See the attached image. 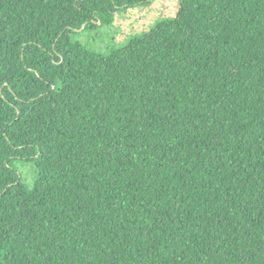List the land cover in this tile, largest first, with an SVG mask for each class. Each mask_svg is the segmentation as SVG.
I'll use <instances>...</instances> for the list:
<instances>
[{"label":"trees","instance_id":"16d2710c","mask_svg":"<svg viewBox=\"0 0 264 264\" xmlns=\"http://www.w3.org/2000/svg\"><path fill=\"white\" fill-rule=\"evenodd\" d=\"M149 1L0 0V264H264V0Z\"/></svg>","mask_w":264,"mask_h":264},{"label":"rangeland","instance_id":"374dc122","mask_svg":"<svg viewBox=\"0 0 264 264\" xmlns=\"http://www.w3.org/2000/svg\"><path fill=\"white\" fill-rule=\"evenodd\" d=\"M182 0H150L145 6L120 11L113 21L82 32L77 40L85 47L102 54L120 50L136 38L154 29L161 22L173 18ZM24 182L34 184L37 172L31 164H18Z\"/></svg>","mask_w":264,"mask_h":264}]
</instances>
